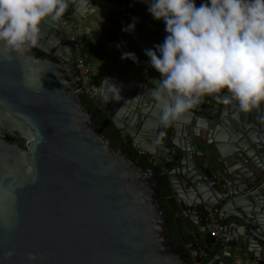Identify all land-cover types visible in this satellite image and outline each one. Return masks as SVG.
Wrapping results in <instances>:
<instances>
[{
    "label": "water",
    "instance_id": "95a60500",
    "mask_svg": "<svg viewBox=\"0 0 264 264\" xmlns=\"http://www.w3.org/2000/svg\"><path fill=\"white\" fill-rule=\"evenodd\" d=\"M102 6L69 0L42 25L44 56L0 43V264L264 262V104L245 113L213 94L164 126L155 86L77 68ZM105 78L121 96L101 98ZM86 94L162 169L102 130Z\"/></svg>",
    "mask_w": 264,
    "mask_h": 264
},
{
    "label": "clouds",
    "instance_id": "9594fccd",
    "mask_svg": "<svg viewBox=\"0 0 264 264\" xmlns=\"http://www.w3.org/2000/svg\"><path fill=\"white\" fill-rule=\"evenodd\" d=\"M144 2L167 33L162 43L145 49L160 73L152 97L161 124L180 120L213 94L245 113L264 104V0ZM68 5L69 0H0V43L16 52L36 46L42 25L58 21ZM137 21L133 17L123 31L134 32ZM128 58L138 60L123 51L122 59ZM96 90L104 100L121 96L110 78Z\"/></svg>",
    "mask_w": 264,
    "mask_h": 264
},
{
    "label": "crops",
    "instance_id": "0c3cea01",
    "mask_svg": "<svg viewBox=\"0 0 264 264\" xmlns=\"http://www.w3.org/2000/svg\"><path fill=\"white\" fill-rule=\"evenodd\" d=\"M102 2L103 6L97 10V18L90 26V38L87 41L102 42L101 55L90 60L91 71L118 77L128 76L131 80L155 86L160 73L148 63L150 58L146 55L145 49L155 48L156 44L163 42L167 35L164 21L153 18L144 0H135L130 11L126 10L125 4L119 0H102ZM123 9L127 12L126 17L115 19L112 27H109L108 21ZM133 17L138 18L135 31L132 33L123 31V26L131 23ZM108 33L112 34V38H107ZM123 51L134 52L138 60L122 59ZM237 253L242 255V264H256L254 260L243 256L242 252L237 250Z\"/></svg>",
    "mask_w": 264,
    "mask_h": 264
},
{
    "label": "built area",
    "instance_id": "2783aa9c",
    "mask_svg": "<svg viewBox=\"0 0 264 264\" xmlns=\"http://www.w3.org/2000/svg\"><path fill=\"white\" fill-rule=\"evenodd\" d=\"M197 5H199L202 0H196ZM126 12L125 9L115 13L108 21V26L112 27L114 20L117 18H125ZM85 43L78 42L75 45L77 51V58H76V65L79 69L81 75L85 76L91 71V61L88 49L84 46ZM85 88L89 90V88L85 85ZM133 147L138 151L139 155L145 156L147 160L152 163L153 165L157 164L158 156L153 153L147 152L144 148L139 146L137 143L133 142ZM208 229L214 236H220L223 232V226L221 222L217 219H212L208 224ZM243 259L241 254H236L231 262V264H242Z\"/></svg>",
    "mask_w": 264,
    "mask_h": 264
},
{
    "label": "trees",
    "instance_id": "16d2710c",
    "mask_svg": "<svg viewBox=\"0 0 264 264\" xmlns=\"http://www.w3.org/2000/svg\"><path fill=\"white\" fill-rule=\"evenodd\" d=\"M119 1L122 2L123 4H125L126 10H129V11L131 10V8L133 7L134 2H135V0H119ZM126 14H127V12H126ZM107 38L108 39L112 38V34L108 33ZM84 46L89 51L90 60L100 56L102 53V42H96V43L86 42L84 44ZM28 50L37 56H44L45 55L44 52L40 51L35 46L28 48ZM84 101H85L86 106L91 108V110L98 112V116L100 118L99 126L101 127V129L104 130L105 132H107L114 140H116V138L120 135V131L114 125L113 121L104 112H102L97 107V105L95 104V102L93 100L84 98ZM133 155L136 156V158L138 159V161L141 165L148 166V167H154L153 164H151L147 161V158L145 156L139 155L136 151H133ZM163 191H165L164 192L165 194L169 193L168 188H164Z\"/></svg>",
    "mask_w": 264,
    "mask_h": 264
},
{
    "label": "flooded vegetation",
    "instance_id": "af4514ba",
    "mask_svg": "<svg viewBox=\"0 0 264 264\" xmlns=\"http://www.w3.org/2000/svg\"><path fill=\"white\" fill-rule=\"evenodd\" d=\"M76 49V48H75ZM76 56H77V51H76ZM79 86H80V84H79ZM84 98H86V99H91V100H93L94 101V99L93 98H91V96H89V94L87 95H85L84 96ZM95 102V101H94ZM98 113V112H97ZM116 140L117 141H119L120 142V144L122 145V146H125V147H127L128 149H130V150H132V151H135V148L133 147V142L129 145V144H127L125 141H123L122 140V138L120 137V135L116 138ZM158 156V155H157ZM162 164H163V162H162V160L160 159V157L158 156V161H157V164L156 165H154V167H157L158 169H162ZM164 188H168L167 187V185H166V181H164V183H163V185H162V197L165 199V197H167V195H169L171 192H170V190H169V193L168 194H165L164 192L165 191H163L164 190ZM208 227V226H207ZM176 236L179 238V236L177 235V233H176Z\"/></svg>",
    "mask_w": 264,
    "mask_h": 264
}]
</instances>
